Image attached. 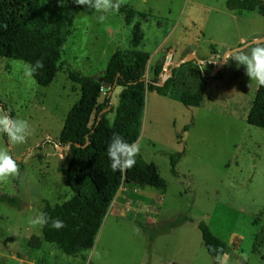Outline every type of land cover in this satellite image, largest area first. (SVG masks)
Returning <instances> with one entry per match:
<instances>
[{
	"label": "rangeland",
	"instance_id": "obj_1",
	"mask_svg": "<svg viewBox=\"0 0 264 264\" xmlns=\"http://www.w3.org/2000/svg\"><path fill=\"white\" fill-rule=\"evenodd\" d=\"M227 1L111 0L148 17L135 16L133 22H141L144 33L137 50L150 55L147 79H154L157 63L169 72L195 51L201 63H188L200 66L198 76L209 80L197 107L184 106L179 92L168 97L146 93L135 145L157 167L166 188L123 182L94 247L77 257L46 243L43 225L29 221L43 216L44 201L56 205L69 197L65 176L58 171L66 149L58 145L67 114L81 94L68 71L101 77L117 48L134 49L133 25L111 8L77 13V31L48 87L37 84L30 65L0 58V116L27 122L23 143H10L0 131V150L18 166L15 178L0 181V197L22 201L21 208L0 203V264H264V247L253 249L264 229V129L247 123L259 85L247 75L246 65L237 67L224 57L264 45V17L257 11H230ZM119 93L111 95L116 108ZM171 157L178 160L177 175ZM177 221L182 224L163 233ZM201 224L228 244L225 255L208 254Z\"/></svg>",
	"mask_w": 264,
	"mask_h": 264
},
{
	"label": "trees",
	"instance_id": "obj_2",
	"mask_svg": "<svg viewBox=\"0 0 264 264\" xmlns=\"http://www.w3.org/2000/svg\"><path fill=\"white\" fill-rule=\"evenodd\" d=\"M114 3V2H112ZM116 3V2H115ZM117 12L124 13L126 24L133 25V50L117 48L111 56L105 72L98 78L82 76L72 70L69 79L80 87V99L67 114L60 136V146L66 149L58 171L65 176L69 197L52 205L43 202V239L54 245L68 257H77L89 252L106 218L111 204L123 182L156 190L165 189V183L153 163H148L136 153L135 163L123 172L117 167L113 172L107 155V147L117 137L132 145L141 133V122L146 93L168 97L180 93V101L186 107H197L205 92L208 77L198 76L200 66L192 63L174 68L173 77L163 87L159 78L164 73V63L153 68L154 79H147L146 72L150 55L138 51L144 40L141 22L133 24L135 16L148 21L145 14H137L128 6L119 5ZM230 11H257L264 17V2L258 0H228ZM97 9L78 5L74 0H0V58L26 63L34 68L33 77L41 87H48L61 69V57L70 37L76 33L75 16L79 12L93 15ZM43 67H37L36 61ZM103 83L115 86L109 90L103 103L99 99L104 91ZM120 89L119 106L112 104L110 92ZM114 115V119H110ZM13 118V115L12 117ZM247 123L264 129V86L257 89L247 116ZM189 127H185L188 131ZM116 135H113V134ZM5 139L7 136L4 135ZM17 163V162H16ZM178 160L171 157V171L177 175ZM0 203L21 208L22 201L15 196L3 195ZM54 220L63 222V227L52 226ZM187 221L188 219L185 218ZM170 223L167 233L181 225ZM203 243L208 254L214 258L225 255L229 246L217 238L210 229L201 224ZM141 229L146 232L143 226ZM152 239V237H151ZM264 247V229L255 239L254 251ZM43 264V263H42Z\"/></svg>",
	"mask_w": 264,
	"mask_h": 264
},
{
	"label": "clouds",
	"instance_id": "obj_3",
	"mask_svg": "<svg viewBox=\"0 0 264 264\" xmlns=\"http://www.w3.org/2000/svg\"><path fill=\"white\" fill-rule=\"evenodd\" d=\"M78 5H89L97 10H107L111 8L113 12L119 9V3H111V0H74ZM226 60H235L237 67L243 64L247 66V75L257 85L264 86V45L257 44L251 47L249 54L233 50L231 53H225ZM37 67H43L42 63L36 61ZM26 71L31 74L27 68ZM27 122H21L17 119L9 118L8 116H0V131L4 132L10 143H23L26 139L24 129ZM113 135H116L115 133ZM138 152L135 143L129 145L128 143L121 142L117 137L114 142H110L107 147V155L110 163V168L113 172L119 167L123 172L126 168H131L135 163L134 155ZM18 175V166L16 161L9 155L6 150H0V181H5L9 177L15 178ZM30 224L43 225L45 220L41 215L36 220L29 221ZM53 227L59 229L63 227V222L54 220Z\"/></svg>",
	"mask_w": 264,
	"mask_h": 264
},
{
	"label": "water",
	"instance_id": "obj_4",
	"mask_svg": "<svg viewBox=\"0 0 264 264\" xmlns=\"http://www.w3.org/2000/svg\"><path fill=\"white\" fill-rule=\"evenodd\" d=\"M192 60H195L197 63H201L200 60L197 58L196 55H194V54H190L188 57H186L185 60H183V61H182L181 63H179L177 66L171 67L170 70H169V72H168V71L164 72V73L162 74V76H167V77H164V78L162 79V82L159 83V84H157V85L160 86V87H163L164 84L166 83V81H167L169 78L173 77V70H174V68L181 67L183 64H186V63H188V62H190V61H192ZM169 61H170V57L167 59L166 64L169 63ZM99 81H100V82H103V78L101 77V78L99 79ZM114 88H115V86H110V84H108V83H103V89H104V90H112V89H114ZM110 95H112V91L110 92ZM58 148H62V147H61L60 145H58Z\"/></svg>",
	"mask_w": 264,
	"mask_h": 264
},
{
	"label": "crops",
	"instance_id": "obj_5",
	"mask_svg": "<svg viewBox=\"0 0 264 264\" xmlns=\"http://www.w3.org/2000/svg\"><path fill=\"white\" fill-rule=\"evenodd\" d=\"M169 51H170V53H171V55H172L173 51H172L171 49H169ZM159 53H160V51L156 52L155 54H153V57H156ZM186 54H187V53H186ZM188 54H194V55H196L195 51H191V52L188 53ZM183 58H184V57H183ZM183 58H182V59H183ZM157 64H159V63H157ZM157 64H156V65H157ZM156 65H154V66H156ZM164 72H166V71H165V67H164Z\"/></svg>",
	"mask_w": 264,
	"mask_h": 264
}]
</instances>
